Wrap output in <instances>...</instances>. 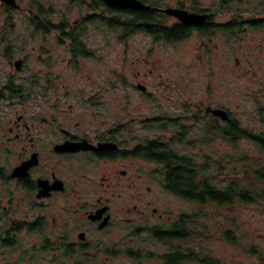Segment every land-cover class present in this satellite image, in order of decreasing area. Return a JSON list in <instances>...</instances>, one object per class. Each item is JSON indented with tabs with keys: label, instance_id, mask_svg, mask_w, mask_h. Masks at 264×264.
Instances as JSON below:
<instances>
[{
	"label": "flooded vegetation",
	"instance_id": "obj_1",
	"mask_svg": "<svg viewBox=\"0 0 264 264\" xmlns=\"http://www.w3.org/2000/svg\"><path fill=\"white\" fill-rule=\"evenodd\" d=\"M17 17L26 36L11 35ZM106 31L122 44L135 35L154 47L195 44L208 75L219 59V70L232 72L233 60L242 63L234 45H243L258 67L250 75L260 77L258 127L211 96L133 117L120 91L154 94L119 70L107 82ZM234 120L258 132L259 148L241 143L264 155V0H0V264H264V229L250 237L211 226V240L227 243L220 252L185 244L190 214L171 211L166 166L147 154L152 142L157 155L193 141L191 150L224 174L229 158L251 151L234 148Z\"/></svg>",
	"mask_w": 264,
	"mask_h": 264
},
{
	"label": "rangeland",
	"instance_id": "obj_2",
	"mask_svg": "<svg viewBox=\"0 0 264 264\" xmlns=\"http://www.w3.org/2000/svg\"><path fill=\"white\" fill-rule=\"evenodd\" d=\"M209 2V0H207ZM238 4H235V6ZM241 7L244 5L240 3ZM243 5V6H242ZM18 27L11 33L12 36H26V29L19 26L21 20L17 17ZM118 31H106V78L107 82L112 77L113 70H119L122 73L123 79H129L131 82H141L147 86L154 94L153 100L147 96H143L141 91L136 87L127 92L122 89L121 106L130 105L129 109L133 117L141 118L152 116L154 112L160 114V109H177L183 100L192 99L198 100L202 98L207 100L210 96L224 103L235 117L240 119L245 125L258 127V113L253 106V93L259 88L260 77L251 76L249 72L258 70L257 66H249L244 58L243 45L235 44L234 58L237 56L242 63L238 65L235 60L232 62V72L220 71L223 60H218L217 73L215 75H208L203 72V63L199 61L198 55L195 51V44H181V45H156L155 47L150 43V40L141 35L133 36L127 44L116 42L114 37L117 36ZM254 62V61H253ZM187 71L186 76L178 75V70ZM201 69V75L197 72ZM198 70V71H197ZM140 72L139 76L136 73ZM111 75V77L109 76ZM113 79V77H112ZM182 85V86H181ZM186 92V95L185 93ZM195 94V95H193ZM113 93H107L111 96ZM16 109L10 110V116L16 115ZM238 148L244 150H251L253 152V145L244 141L239 144ZM221 148L225 149V146ZM237 154L229 158L227 172L225 174L215 175L213 181L214 185L226 184L227 181L243 177L240 174H229L230 169H233ZM227 166V165H225ZM215 169H213L214 171ZM142 187V191L146 194L145 186L142 182H138ZM169 207L171 211L186 210L190 211L192 205L184 203L175 198L172 194L169 195ZM231 211H224L221 213L222 219H213L210 226H216L217 231L220 228H227L229 225L236 230L238 235L256 234L260 229H264V198L253 203H239L236 207L230 209ZM232 214L236 224H229L230 218L227 215ZM257 241V240H256ZM203 247L211 248L213 250L222 251L227 245L226 241L222 240H199ZM153 245V243H146ZM101 259L94 264H99ZM123 257L108 260L106 264H129ZM133 264H135L133 262ZM156 264V263H152Z\"/></svg>",
	"mask_w": 264,
	"mask_h": 264
},
{
	"label": "trees",
	"instance_id": "obj_3",
	"mask_svg": "<svg viewBox=\"0 0 264 264\" xmlns=\"http://www.w3.org/2000/svg\"><path fill=\"white\" fill-rule=\"evenodd\" d=\"M147 13L140 12L141 19H146ZM233 143L238 148L243 139L250 140L259 148V134L255 130L243 129L237 120L233 122ZM191 147L179 152L169 148L168 151L153 153L160 150L159 143L152 142L147 147V154L159 160L166 166V188L175 197L188 200L192 209L186 211L190 214L186 218V227L183 238L186 240H209L211 238L212 219L219 217L224 211H231L239 203H253L264 198V155L259 152L237 154L233 169L229 174H240L243 177L227 181L226 184L214 185L215 175L222 174L212 169L214 158L195 154L191 150L193 141H185ZM221 159V158H218ZM218 168H224L222 162L217 163ZM225 174V173H224ZM214 215H218L215 217ZM180 227H178L179 230ZM226 228L224 227V230ZM219 232V231H218ZM178 237L171 235V239ZM200 243V242H199ZM201 244V243H200ZM203 246V244H201ZM204 250L207 247H203Z\"/></svg>",
	"mask_w": 264,
	"mask_h": 264
},
{
	"label": "water",
	"instance_id": "obj_4",
	"mask_svg": "<svg viewBox=\"0 0 264 264\" xmlns=\"http://www.w3.org/2000/svg\"><path fill=\"white\" fill-rule=\"evenodd\" d=\"M109 1V0H108ZM133 6H136V7H138V6H140V4H138V3H133ZM139 88L141 89V90H146V88L144 87V86H139ZM214 112H216V113H218V114H222L223 113V111L222 110H215Z\"/></svg>",
	"mask_w": 264,
	"mask_h": 264
}]
</instances>
